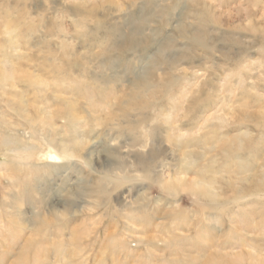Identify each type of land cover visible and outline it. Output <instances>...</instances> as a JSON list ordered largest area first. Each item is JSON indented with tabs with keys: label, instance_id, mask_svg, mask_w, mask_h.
Returning <instances> with one entry per match:
<instances>
[{
	"label": "rangeland",
	"instance_id": "obj_1",
	"mask_svg": "<svg viewBox=\"0 0 264 264\" xmlns=\"http://www.w3.org/2000/svg\"><path fill=\"white\" fill-rule=\"evenodd\" d=\"M194 33L205 47L189 40ZM139 74L147 88L136 85ZM0 75L11 79L0 82L2 131L15 127L25 140L20 160L0 151L11 177L0 193L45 201L44 241L62 240L64 264H83L88 251L86 264L221 258L229 249L264 258V0H0ZM126 96L136 99L127 105ZM72 138L65 164L24 159ZM188 185L220 201L198 200ZM130 221L151 231V243L133 244L128 257L113 239ZM34 234L23 241L33 242L29 264Z\"/></svg>",
	"mask_w": 264,
	"mask_h": 264
},
{
	"label": "bare ground",
	"instance_id": "obj_2",
	"mask_svg": "<svg viewBox=\"0 0 264 264\" xmlns=\"http://www.w3.org/2000/svg\"><path fill=\"white\" fill-rule=\"evenodd\" d=\"M96 10L97 11L99 10L98 7L93 5L89 10L87 11L82 10V11H85L88 14H93L96 12ZM137 35H138L137 32L129 33L128 39L132 44L135 43ZM189 40L193 44H198V46L200 45L202 47H205V41L201 40L198 34L194 33ZM159 57H162V56H159ZM173 64L175 65L173 67L177 66L176 62H173ZM135 76L138 81L136 85L137 86L143 85V88L144 87L147 88L145 84L147 77L143 74H139ZM10 80L11 79L4 78L2 75H0V82H8L9 84ZM134 96H137V95H134ZM17 97L19 99L17 104L20 107L22 100L19 95ZM135 99L136 97L126 96L124 98L123 103L130 105ZM12 105H11L12 108L14 106L16 108L18 107L16 103ZM18 112L23 114L21 109H19ZM2 116H4L3 111L0 112V151L3 150L1 152L6 156L14 154L15 158L17 160H20L21 154L23 152L18 153L17 150L15 149L17 147H20L22 144H24L25 140L18 139L19 132H17L15 127L8 128L9 133L7 135L6 133L2 131V128L4 125ZM69 119L71 120V122L74 120L73 117H69ZM32 122L33 121H31V123ZM76 142H77L76 138H72L70 143L68 141H57L54 139L53 141H50L47 143L42 153L37 154L35 152L36 148H34L35 150L34 149L30 150L31 151L30 156L28 157L27 156L28 154H27L24 157V159H27V162H30L39 156L41 158V161H43L44 163L59 166L61 164H65L67 160L74 158L75 153L74 151H71L69 148H71L70 144L75 146ZM17 154L18 156L16 157ZM3 169L4 168H2V170L0 169V179L1 178L11 179V177H9L6 172L5 173L3 172ZM192 185H188L187 189L190 190L192 196L195 197L196 199L198 200L204 199L206 201H213V202L220 201L219 199L220 196H218L214 192L213 189H210V187H208V189L207 187L195 189ZM164 187L166 188L167 193L169 192L176 193L178 191V186L176 185H171V187H168V186H164ZM182 188H184L185 190L186 187L183 186ZM23 196L22 194H19L17 192L16 193H8V192L6 193L4 191L0 193V208L2 210L1 211L2 213L0 214V264H13L10 262V260L12 259L13 254L16 253V251L18 252L19 250L20 252H19V263L18 264H29L28 262L29 259L26 258L27 256L23 255V253L25 251L27 252L28 250H30L33 242H32V239H27L25 243L23 241L25 240V237H28L29 233L34 234L35 232H38V235L36 236H38L40 240H39V244L37 245V247L35 245L38 242H36L34 245L36 247V251H34L35 252L34 257L31 263L32 264H46V262L49 263V260L53 261V258L50 257V252L53 251L56 255L54 257L56 260L49 264H64L63 263L64 261H62L63 259L62 260L61 258L57 259L58 256H61L60 254L64 253V251L61 250L63 248V242H61L62 240L53 246H50V245L47 246V244H45V241H44L46 236L50 235V233L49 234L47 233L50 222H49V217H48L45 201H43V199L41 198L34 200L33 199L34 197H31L30 194H28L27 197H23ZM238 201H241V199L238 198V199L233 200V202H238ZM163 211L164 210L158 208L157 212L152 214L151 216L153 217V219L156 220L159 216L162 215ZM147 215L150 217V214H147ZM165 216H168V215H165ZM158 219H160V217ZM151 221H154V220H151ZM147 224L150 226V229L153 228V224L151 222H147ZM141 225L142 224H135L130 221L128 222V225H127L129 230H127V234L123 237V239H119V240L113 239L114 241L113 245L120 248L122 252H126L128 257L132 256L137 251L135 249L138 248V246L140 247L141 245H147L146 244L147 241L149 242V238L147 237L145 238V236H147L148 233L151 231L149 230L141 231V228H140ZM209 229L211 231L215 230V228H213L212 226H210ZM49 231H51V228ZM30 236H31L30 238H33L32 234H30ZM59 237L60 238L63 237V234H61L60 230H59ZM36 238L37 237H35V239ZM149 243H151V240ZM133 244H135V249H133L134 247ZM211 246L214 247L215 244H212ZM86 248L87 247H85L84 249L86 250ZM89 250H90V246H89ZM235 251L236 249H229V251L227 252V255H224L221 258L209 257V259L207 258H204V259L194 258L191 260L183 259V260H176L173 263L167 262V260H163L161 264H194L193 263L194 261H199L201 262L200 264H246V262H250V264H264V258L259 259L257 257H254V258L250 257L245 261V259L242 258V256H239V254H235ZM81 252L83 253V251ZM88 252H86L85 254L86 258L83 261V264H86L88 260L91 259V256H93L92 252H89V253ZM94 256L92 257L93 259H94Z\"/></svg>",
	"mask_w": 264,
	"mask_h": 264
}]
</instances>
